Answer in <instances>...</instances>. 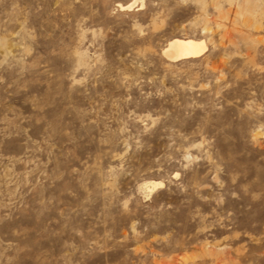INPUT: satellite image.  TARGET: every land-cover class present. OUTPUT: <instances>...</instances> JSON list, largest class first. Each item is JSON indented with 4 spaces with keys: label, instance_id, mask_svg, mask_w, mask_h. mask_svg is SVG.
Returning a JSON list of instances; mask_svg holds the SVG:
<instances>
[{
    "label": "rangeland",
    "instance_id": "374dc122",
    "mask_svg": "<svg viewBox=\"0 0 264 264\" xmlns=\"http://www.w3.org/2000/svg\"><path fill=\"white\" fill-rule=\"evenodd\" d=\"M0 264H264V0H0Z\"/></svg>",
    "mask_w": 264,
    "mask_h": 264
},
{
    "label": "bare ground",
    "instance_id": "6f19581e",
    "mask_svg": "<svg viewBox=\"0 0 264 264\" xmlns=\"http://www.w3.org/2000/svg\"><path fill=\"white\" fill-rule=\"evenodd\" d=\"M162 51L168 60L177 62L200 57L207 51V44L204 39L176 37L171 39Z\"/></svg>",
    "mask_w": 264,
    "mask_h": 264
}]
</instances>
